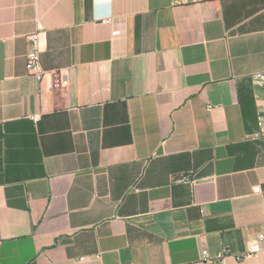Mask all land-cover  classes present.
Masks as SVG:
<instances>
[{
	"label": "crops",
	"instance_id": "crops-1",
	"mask_svg": "<svg viewBox=\"0 0 264 264\" xmlns=\"http://www.w3.org/2000/svg\"><path fill=\"white\" fill-rule=\"evenodd\" d=\"M261 72L264 0H0V264H264Z\"/></svg>",
	"mask_w": 264,
	"mask_h": 264
},
{
	"label": "built area",
	"instance_id": "built-area-1",
	"mask_svg": "<svg viewBox=\"0 0 264 264\" xmlns=\"http://www.w3.org/2000/svg\"><path fill=\"white\" fill-rule=\"evenodd\" d=\"M211 0H171V4L174 7L189 6V5H198L209 2ZM42 28H39V31L29 36L31 42V48L27 54V65L30 72L39 80L43 79L45 76V71L41 67V45L40 40L43 35ZM255 83L259 86H264V72L258 73L255 76ZM38 115L34 117V120H38ZM259 117L263 122V131L262 136L264 137V103L261 106L259 111ZM260 187L254 189V192L259 193ZM204 213V209H203ZM264 240V234H260L258 239L251 241L248 244L247 250L243 253L237 254L236 259L239 261L252 258L262 251V241ZM229 252L227 250H222L216 256H210L207 249H204L202 252V261L206 264H225V258Z\"/></svg>",
	"mask_w": 264,
	"mask_h": 264
}]
</instances>
